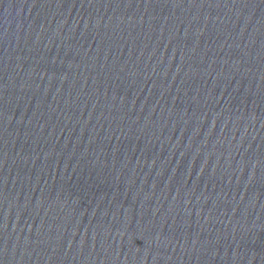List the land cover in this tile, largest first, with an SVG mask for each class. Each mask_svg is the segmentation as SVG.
<instances>
[{
  "label": "water",
  "instance_id": "1",
  "mask_svg": "<svg viewBox=\"0 0 264 264\" xmlns=\"http://www.w3.org/2000/svg\"><path fill=\"white\" fill-rule=\"evenodd\" d=\"M0 264H264V0H0Z\"/></svg>",
  "mask_w": 264,
  "mask_h": 264
}]
</instances>
